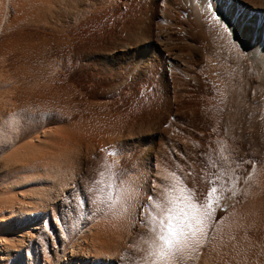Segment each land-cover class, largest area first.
<instances>
[{"label":"rangeland","instance_id":"obj_1","mask_svg":"<svg viewBox=\"0 0 264 264\" xmlns=\"http://www.w3.org/2000/svg\"><path fill=\"white\" fill-rule=\"evenodd\" d=\"M179 1L49 0L51 11H47L45 15L52 22L48 21L50 25L44 26L52 32H48L52 42V49L50 47L48 53L51 59H60L62 62L56 80L60 85L58 93L68 89L61 94H64L63 97L67 95L68 98L65 96L63 100L64 105L74 112L61 105L66 109L64 112L67 113L64 114L60 110L62 107L57 104L59 110L55 107L54 118H59L60 115L62 117L56 118L57 122L48 125L45 130L67 129V133L66 130L63 132L66 134L65 138H61L65 142L63 145H66L64 148L62 145L59 150L55 147L48 149L50 153L44 157L48 161L47 167L53 168L60 162L67 174L64 185L50 187L47 197L42 193L45 178H50L49 170L40 167L38 161L29 162L28 165L23 160V146L32 138L21 135V130L26 127L25 117L22 119L21 115H15L14 120L10 118L16 111L13 106L19 108L23 104L20 100L21 93L28 89L24 86L22 90L16 92L19 89H15L14 92L12 88L10 92V89H4L0 84V218L16 214L20 208L28 210L34 207L46 211L41 213L49 217L46 226L39 224L42 233L33 239L32 246L26 240L25 247L19 252L22 261L18 254L5 264H59L63 256L68 257L70 254L71 248L67 242L72 229L74 232H70L71 243H80L77 248L84 253L91 250L89 254H95L92 244H98L99 236L106 243L105 248L103 247L106 255L104 250V253L100 252L101 255L97 251L100 256L95 264L102 261L105 263L103 259L108 257L111 258V264H165L164 261L155 262L157 259L152 255L158 241L156 234L150 231L151 224L147 227H142L141 224L140 208L150 195L153 199L149 202L151 208L144 209L145 220L152 219L148 215L149 211L153 216L160 217L166 215L169 209L173 210L175 205L186 212V205L190 202L205 209L203 206L212 200L215 220L225 215L245 214L252 217L257 215L255 218L259 222L262 219L261 224H256V229L263 233L255 240L264 242V124L259 122L253 127V124L246 122L242 128L236 121L220 120L216 126L208 121L203 111L205 104L213 96L207 90V73L211 68L208 65L217 57L219 61L225 59L207 36L196 31L193 19L176 4ZM231 1L233 4L264 7V0ZM0 2L1 40L7 26L16 19L17 12L6 0ZM213 2V6L217 7L216 2ZM19 3L26 8L31 5L29 13L37 14V19L45 16L36 11L39 4L34 0H19ZM51 34L53 36L50 37ZM1 64L0 60V79L6 72H12L10 65L1 67ZM257 76L254 74L246 84L237 81L242 87L240 89L244 90V100L249 105L264 99V86L259 87ZM59 85L56 87L59 88ZM61 85L64 88L61 89ZM12 92L20 94L16 96ZM31 110L33 111L32 107ZM11 125H17L20 133L11 132ZM36 134L39 132L32 133V136L35 137ZM52 137H49L52 140H45L52 142ZM161 167L163 168L160 170ZM213 186L217 188V192L211 198L208 193ZM181 187H184L183 192L187 191L184 195L179 193ZM190 192L195 195L188 194L190 201L188 198L185 201L186 194ZM37 195H44L40 198L42 203ZM38 202L41 204L38 205ZM175 211L174 208L173 214L179 215ZM227 211H230L229 214ZM56 219L59 224L55 223ZM6 221L0 223L6 224ZM76 222L79 228H83L82 233H77L72 228ZM57 225L63 228L66 238ZM2 226L0 224L1 238L6 234ZM21 227H17V230H21ZM73 234L77 236L74 237ZM82 237L88 238L84 241ZM105 238L107 241L103 240ZM195 247L196 245L188 248L189 250L185 249L182 254L169 257L166 264H185ZM79 249L78 252L81 251ZM262 251L264 252V248ZM27 253L32 256L29 258ZM259 254V258L264 260V253ZM193 261L190 264H205L200 258Z\"/></svg>","mask_w":264,"mask_h":264},{"label":"bare ground","instance_id":"obj_2","mask_svg":"<svg viewBox=\"0 0 264 264\" xmlns=\"http://www.w3.org/2000/svg\"><path fill=\"white\" fill-rule=\"evenodd\" d=\"M6 1H7L8 5H11L16 10L17 16H16V19L12 22V24L7 26V28L5 30V34L2 36V39L0 40V56H1L0 60H1V63H3V64H1V67H4L6 65H8L7 67H9V65H10L12 68V70L10 68V70L12 71L11 74H10V72L8 74H6L7 73L6 71H5L6 73L4 72L5 75L2 73L3 77L0 79V84H1V87H3L4 89L5 88H6V90L10 89V92L12 91L11 90L12 88L14 89V92H15V89H19V90H16V92H18V91H20V89L22 90L24 88V86L27 87V89H28V90L25 89L23 92L21 91L22 92L20 95L21 99L20 98L19 99L21 100V102L23 104L19 108L12 105L13 109H16V111L11 115L10 118H11V120H14L15 115L16 116L21 115L22 119L25 117L26 127H24L22 125V128L24 127L25 129L21 130V135H22V137H30V138H32V140L29 139L28 142L25 143L23 146L22 151L26 157V158L24 157L23 160H26L28 165H29V162L33 161L32 163H34L35 161H38L39 164L41 165L40 167H42L43 169L49 170L50 178H45L46 181L44 182L45 184H43L44 189L41 190L42 193L47 197V196H49L48 189H50V187L54 188L58 185H62L64 182V179L66 178V174H67L64 166L63 167L60 166V164H59L60 162H58V160H57L58 164L55 165L53 168L47 167L46 163L48 161H46V157L50 153V151L48 149L55 147L57 150H59L60 147H62V145L65 143V142L63 143V141L61 140V138H65V135H66V134L64 135L63 132L65 130H66L65 133L68 132L67 129H65V128H64L65 130H60V129H56V128H54V130L51 128L45 130L48 125L55 124L57 122L56 118L59 119L61 116L59 114L60 115L59 118L58 117L54 118L53 114L56 113L54 110H55V107L56 108L58 107L57 104H59V106L63 105L65 108L67 106L66 104H65L66 106L64 105L65 101H63L65 96L67 97V95H65L63 97L64 94H61L64 90L63 91L61 90L62 92L60 91L61 95L58 93L60 90V85L58 83H56L57 74L59 73V71L62 68V62L59 61L60 60L59 58H58L59 60L51 59V57L49 56V53H50L49 51H50V47H51L52 42H50L48 35H49V33H52V32H50L48 29L44 28V26H46V24L48 25L50 22H52V21H49V18H47L48 16L45 15V13L47 11H49L51 6L49 4V0H34V2L39 4L36 11H38V13L39 12L42 13L43 16L44 15L46 16V17L44 16L43 18L41 16V18L43 19L42 20V19H37V17H35V16H37V14L31 15V12L29 13V11H30L29 9L32 8L31 5L29 8H26L24 6H20V5H22L23 2L19 3V0H14L15 2L12 0H6ZM213 1L216 2L217 7L213 6L214 5V4H212ZM166 2H169V0H163V3H166ZM176 4L178 5V7L180 6L181 9L183 8L185 11H187V14L193 19V22L195 23V26L197 28V30L196 29L195 30L196 31L199 30L202 34H204V36H207L209 38L210 42H212V44L215 45V48L217 47V49L219 50V52H218V50H216V53L217 52L221 53L225 59V61H219V60H217L218 57L216 56L217 59H215V60L213 59L211 61V64L209 63V65H208V68L210 65H211L210 66L211 68H209V71L207 73L208 78H209V82H208L209 86H208L207 90H208V92H211L213 94V96H212V99L211 100L209 99V101L205 104V110H203L204 108L202 109L203 111H205V116L208 119V121L212 125H215V126L218 124V122H220V120L227 121V122H235L236 121V122H238V124L242 125V128L246 122L253 124V127H255L254 125L259 123V122H262L264 124V99L260 100L259 103L254 102V104H250V105L247 104L246 99L244 100V98H245L244 90L240 89V88H242L241 85L239 86V83L240 84H243V83L246 84V83L250 82L249 80L251 79V77L254 74H257L259 76V77L257 76L259 78V84H260L259 87L264 86V7H262V8H259V6L254 7V5L253 6L249 5V4L244 5V3L233 4V2L231 0H216V1L215 0H182V1L180 0ZM3 6H4V3H3ZM211 7H214L215 12L217 13V15L219 17V20L222 21V23L218 22L217 19H214L212 17V12L210 10ZM0 8H1V6H0ZM1 10H3V9H1ZM36 11H35V13H36ZM50 11H49V13H50ZM38 17H40V15ZM48 21H49V23H48ZM40 22L42 24H40ZM225 25L227 26V30L225 28ZM2 29H5V28H2ZM60 32H62V31H60ZM51 36H53V35L51 34L50 37ZM161 41H163V40H161ZM51 49H52V47H51ZM211 53H212V50H211ZM210 56H213V55H210ZM219 57H221V56H219ZM213 58H215V57H213ZM210 59H212V58H210ZM55 60H57L59 62H57ZM238 80L240 81L239 83L237 82ZM55 83L59 85V88L56 87L58 85H56ZM53 85H55V88H53L54 87ZM242 86H245V85H242ZM247 87H249V86H247ZM62 88H64V87H62V85H61V89ZM67 90H65V91L67 92ZM10 92H9V94H11ZM6 94H8V93H6ZM13 94H15V93H13ZM18 94H20V93H18ZM18 94H15V95L17 96ZM15 95H14V98L16 97ZM61 101H63L62 102L63 104H60ZM12 103H13V100H12ZM15 103H17V101ZM31 107H32L34 112L36 111L38 113V115H35L36 112L34 113L31 110ZM33 107H35V108H33ZM62 108H60V110H62V112L66 111V109L71 110V109H69L70 107L69 108L67 107L66 109L63 108L64 110ZM57 110H59V108H57ZM53 111L55 113H53ZM71 111L74 112V110H71ZM58 112H60V111H58ZM66 113L64 112V114H66ZM67 115H69V114H67ZM70 115H72V114L70 113ZM18 117H20V116H18ZM67 118H68V116H67ZM69 118H70V116H69ZM11 123H13V122L11 121ZM11 126L9 128V130L11 132H16V133L19 132L20 133L17 125H16V127L15 126L11 127ZM38 132H39V134H36L37 136H35V137L32 136V133H38ZM2 135H4V134L2 133ZM51 135H54L55 137H52ZM49 137H52L53 141L50 142L48 140L49 141V143H48L47 140H45V139H50ZM3 138H4V136H3ZM50 140H52V139H50ZM67 140L68 139H66V141ZM81 140H82V138H81ZM74 142H76V141H74ZM65 145H63V148L65 147ZM64 151H65V149H64ZM55 152L57 153L56 150H55ZM60 152H62V151L60 150ZM60 152H58V153L60 154ZM19 153H20V151H19ZM54 154L52 153V155H54ZM45 155H46V157H44ZM56 156H58V154ZM59 158H57V159H59ZM51 159L52 158H50V160ZM14 160L16 161L17 159L14 158ZM61 165H63V164H61ZM33 167H34V165H33ZM35 167H36V164H35ZM162 168L163 167H161L160 170ZM160 174H161V172H160ZM160 174H158V175H160ZM162 175L160 177H162ZM53 177H54V179H53ZM172 177L174 178L176 176H172ZM106 178H108V177H106ZM110 179H111V177H110ZM175 180H176V178H175ZM49 181H50V184H49ZM157 181H158V179H157ZM142 183H144V182H142ZM142 183H141V185H142ZM175 183H177V182H175ZM109 184L111 185L110 182H109ZM152 184H153V182H152ZM180 184H181V182H180ZM110 185H109V187H110ZM114 185H115V183H114ZM150 186H152V185H150ZM177 186H175V187H177ZM130 187H131V185H130ZM183 188L181 190L178 189L179 193L181 195H184V193L187 192L185 190L183 192ZM236 188L238 189V186ZM124 189H126V188H124ZM127 189H128V187H127ZM127 192H129V191H127ZM239 192H242V191H239ZM38 194H39V192H38ZM188 194L189 193L186 194V198L184 197L185 201L188 198ZM235 194H236V191H235ZM44 195H42V196L44 197ZM162 195H164V193ZM42 196L41 197L38 196L40 201L42 200V199H40V198H42ZM131 196H133V193ZM172 196H173V194H172ZM50 198H51V196H50ZM124 199H125V197H124ZM140 199H141V197H140ZM213 199H215V198H213ZM166 200H167V198H166ZM184 200H183V202H184ZM177 201H179V200L177 199ZM188 201H190L189 198H188ZM120 202H121V200H120ZM38 203H39L38 205H40L42 203V201H41V203L40 202H38ZM43 203H45V202H43ZM116 204H117V202H116ZM182 204L183 203H181V205ZM193 204H194L193 202H190V204L186 205L188 212H194L196 210L203 212L206 209L208 202H207L206 206L205 205L203 206V207H205V209L198 208L197 206L194 209L191 207V205H193ZM35 206H37V205H35ZM155 206H156V204H155ZM178 206L179 205L173 206L176 210L175 213L177 212L176 214H178V213L180 214L183 211L181 208H179L180 206L179 207ZM117 207H116V209H117ZM37 208L38 207H34L32 209L28 208V210H23L22 208H20L18 212L16 211V214L13 213L12 215H9L6 213L7 215H3L4 217L2 216L3 218H0L1 219L0 221H6L7 220L6 224L0 223L3 225L2 228L3 229L5 228V230H6V234L3 236V238H1L2 236L0 237V251H1L0 252V260H3L2 261L3 263H0V264H5L9 259L18 255L19 252H21L22 248L25 247L26 240H28L29 246L32 244V241L34 243L36 236H40V234L42 233L41 227L39 224L43 223L45 226L48 224L47 218H49V217L48 216L46 217V214H42V213H45L46 211H44V210L40 211ZM110 208H112V207H110ZM134 208H136V207H134ZM174 208H173V210H174ZM187 209L185 210L186 212H187ZM132 211H133V209H132ZM178 211H180V212H178ZM116 212H118V211H116ZM229 212H228V214H229ZM249 212H246V213H249ZM253 214H251V215H253ZM115 215H116V213H115ZM231 215H233V214H231ZM28 217L29 218L31 217V219L34 221L32 222L31 219L28 220ZM55 217H57V216H55ZM255 217L249 216L248 214L239 215V216H237V215L236 216H230V215L226 216L225 215V217H222L220 219L215 220V217L212 214L211 218H209L206 221L205 235L202 237V240L200 241V243L196 245L195 250H194L191 258L189 260H187L185 264H190V263H192L193 260H195L197 258H200V260L204 261L205 264H264V260H262L261 257L259 258V256H260L259 253H262V254L264 253L263 251L261 252V249L264 248L263 247L264 242L261 243L260 242L261 240L259 241V239L255 240V238L258 235H261L263 233V232L262 233L258 232L259 231V230H257L258 228L256 229V224L258 225V223L262 222L261 221L262 219L259 222V220L257 219L258 220L257 221ZM259 219H260V217H259ZM89 221L91 222L90 219H89ZM97 221L98 220H96V222ZM73 222L71 223V226L73 225ZM96 222H95V224H97ZM104 222H106V221H104ZM55 223H58L57 219L55 220ZM35 224H37V225H35ZM76 224H77V222L74 224V226L72 228H74L75 232L79 233L82 231L81 229H83V228H79V224L78 225H76ZM92 224H91V226H92ZM129 225H130V223H129ZM20 226H22L21 230H17V227H20ZM262 226L260 225V227H262ZM57 227L59 229H61L60 225H57ZM130 227H129V229H130ZM30 228H32V229H30ZM105 228H106V226H105ZM125 228H127V227H125ZM62 229H61V233H62V235L64 234V238H66L67 234L65 235V233H63ZM87 229H88V227H87ZM105 230H107V229H105ZM116 230H114V231H116ZM65 231H66V229H65ZM71 231H69V235H68L70 239L69 240L67 239L68 240L67 244H69L70 248H71V251L69 252L70 254L68 257L63 256L64 258L59 260V264H95L96 259L99 260L98 256L101 255L100 252H103V250L105 248L104 246L106 245V243H104V241H101V236L98 237V238H100V240L99 241L97 240V243H98L97 245L95 244V246H94V244H92L93 247H95V249L94 248H92V249L96 251V252L92 251L93 253L95 252V254L93 255V254H89V253H91V250L89 251V253H88V251H86L87 253L86 252L84 253L81 249L77 248V245H80V243L79 244H76L74 242L71 243L72 242V240H71L72 235L70 233ZM85 231H86V228H85ZM72 232H74V231H72ZM127 233H128V231H127ZM98 234H99V232H98ZM102 234H103V232H102ZM75 235H74V237L77 236V235L76 236ZM152 236H154V235H152ZM88 237H85V239L82 237V239H84V241H85V240H87ZM113 237H114V235H113ZM116 237H118V236H116ZM258 238H259V236H258ZM55 240H56V238H55ZM103 240L107 241L106 238ZM64 241H66V240H64ZM94 243H96V242H94ZM85 244H86V242H85ZM3 245H6V247L3 248ZM69 245H68V247H69ZM81 245H83V244H81ZM96 246H98V247H96ZM124 246H126V245L124 244ZM90 247H92V246H90ZM156 247H157V245H156ZM96 248H98V250H96ZM107 248H109L108 245H107ZM78 249L81 250L82 252L79 251V252H81V253H79ZM88 249H90V248L88 247ZM115 250H116V248H115ZM97 251L100 253V255H98ZM109 251H111V250H109ZM104 252H105V250H104ZM29 253H31V252H29ZM29 253H27V254L30 258V256H32V255ZM105 255H106V252H105ZM104 257H102V258H104ZM19 258H21V261H22L21 254H19ZM110 259H111L110 257H108V259L104 258L103 260L105 261V263L103 261L102 262L104 264H109L111 262ZM167 261H169V260H167ZM182 261H183V259H182ZM98 262H100V261H98ZM102 262H100L99 264H103ZM155 262H158V260ZM50 264H51V262H50Z\"/></svg>","mask_w":264,"mask_h":264},{"label":"snow or ice","instance_id":"obj_3","mask_svg":"<svg viewBox=\"0 0 264 264\" xmlns=\"http://www.w3.org/2000/svg\"><path fill=\"white\" fill-rule=\"evenodd\" d=\"M212 17L219 20L214 7L210 8ZM227 30V26L225 25ZM217 192V188L213 186L208 193L211 197L212 194ZM194 196V192L189 193ZM153 197L150 195L148 201H145L140 208L141 224L147 227L151 224L150 231L156 234L158 241L156 250L152 253L159 261H164L165 264L169 257L175 256L183 252L185 249L191 248L200 243L201 238L205 235L206 221L211 218L213 213V202L209 201L206 209L201 212L196 210L194 212H181L179 215H174L172 210L169 209L166 215L156 217L149 211L148 215L152 216L151 220L143 219L144 209L151 208L150 201ZM159 207V205H157ZM196 208V205H191Z\"/></svg>","mask_w":264,"mask_h":264}]
</instances>
